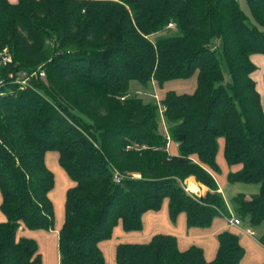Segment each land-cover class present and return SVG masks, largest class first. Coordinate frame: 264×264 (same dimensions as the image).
<instances>
[{
  "label": "trees",
  "instance_id": "16d2710c",
  "mask_svg": "<svg viewBox=\"0 0 264 264\" xmlns=\"http://www.w3.org/2000/svg\"><path fill=\"white\" fill-rule=\"evenodd\" d=\"M246 3L248 15L237 0H0V54L12 60L0 67V264H42L36 242L17 233L54 229L49 152L73 183L60 264H105L99 244L114 228L139 232L143 214L165 201L170 220L184 213L188 228L229 217L214 178L220 140L228 167H239L228 183L258 186L231 199L232 213L250 227L264 224V112L250 60L264 55V0ZM195 73V91L167 92L162 115L139 96L153 82ZM165 132L178 154L168 153ZM186 178L206 194L187 192ZM217 240L209 263L200 248L180 252L165 234L118 245L115 262L239 264L238 237L224 231Z\"/></svg>",
  "mask_w": 264,
  "mask_h": 264
},
{
  "label": "crops",
  "instance_id": "0c3cea01",
  "mask_svg": "<svg viewBox=\"0 0 264 264\" xmlns=\"http://www.w3.org/2000/svg\"><path fill=\"white\" fill-rule=\"evenodd\" d=\"M10 4L14 5L18 0H7ZM103 1H117V0H103ZM251 62L256 67V70L251 74V78L255 83L256 91L260 96V102L262 110L264 112V55L255 54L250 57ZM173 85L168 87L164 83L162 86L157 85L156 94L163 100L166 93L172 91L177 95L192 94L197 85V73L191 78L186 80L173 81ZM219 150L221 153L216 156V162L219 167V173L214 175L215 181L218 186V192L223 196L228 208L231 199L237 194H244L250 197L258 192V187H244L243 191L233 192L232 194L226 193L228 186L227 175L230 172H234L239 167L229 168L224 156H223V141L220 140ZM219 142V143H220ZM169 154H178L177 144L170 142ZM45 164L47 168L54 175V188L49 193V199L53 204L54 210V229L49 231L38 230L29 231L24 226H21L18 230V238L32 239L38 246V251L41 255L42 264H60L59 251H58V232L63 224L64 220V204L65 196L68 189L73 186L72 181L69 179L64 170L58 163V154L54 155L50 152L45 156ZM56 175L63 178V188L61 192L58 190V196L62 202L58 214L56 213L55 204L51 199L53 190L56 187ZM221 178V179H220ZM194 180V179H193ZM196 183V182H195ZM197 187L204 189L201 184H195ZM234 186V185H232ZM249 188V189H248ZM254 188V189H252ZM199 190V188H196ZM251 190V191H246ZM200 191V190H199ZM203 192V191H202ZM230 211V210H229ZM232 213V211H230ZM56 213V215H55ZM4 220V217L0 214V222ZM142 228L139 232L126 233L122 229L121 223H119L112 232V237L108 241L101 242L99 248L105 259V264H116L115 251L116 247L120 244H141L148 242L156 234L171 235L176 238L177 247L180 252L188 250L190 247L200 248L203 252L204 260L209 263L214 260L218 250L217 236L228 231L231 234L238 237V241L244 255L241 258L239 264H263L264 262V245L260 243L259 238L264 233V224L257 228L250 227L248 223L242 222L239 227H230L227 224V217H218L213 220L211 226L206 229L200 228H188L186 222V215L181 213L178 215L175 221H171L168 213V203L165 201L158 211H148L143 214L141 218ZM246 228H251L255 232V237L249 236L245 233Z\"/></svg>",
  "mask_w": 264,
  "mask_h": 264
},
{
  "label": "rangeland",
  "instance_id": "374dc122",
  "mask_svg": "<svg viewBox=\"0 0 264 264\" xmlns=\"http://www.w3.org/2000/svg\"><path fill=\"white\" fill-rule=\"evenodd\" d=\"M237 2H238V4H239V6H240V8L248 15L249 13H248V9H247V3H246V0H237ZM7 65H9V63L7 64ZM7 65H5V66H2V67H6ZM9 75H11V78L13 77V75L12 74H9ZM174 81H176V80H174ZM166 83H168V82H166ZM173 81H170L168 84H166L168 87H170V86H172L173 85ZM153 91H151V92H149L148 94H140L139 96L144 100V101H146V102H148V101H151V100H154V101H156V103H160V97L156 94V89H157V84L155 83V82H153ZM133 89L135 90L136 88L135 87H133ZM159 100V101H158ZM161 128L163 129V131H165L166 129H165V125L163 124V121L161 122ZM166 133V132H165ZM220 142V141H219ZM220 144V147H221V142L219 143ZM221 151H222V149L220 148V151H218V154H220L221 153ZM51 154H54V155H57V153H55V152H50ZM57 177H56V187H55V190H53V193H52V196H51V199L53 200V203L55 204V210H56V213L58 214V209H60V208H62L61 207V205L60 204H62V202L60 201V198H59V196H58V190L61 192V188H63V178H65L64 176L63 177H60L59 175H56ZM221 179V178H220ZM190 182H193L194 184H197V182L195 181V180H193V178H186L185 180H183L182 181V185L185 187V189H186V191L187 192H190V190L188 189V186H189V184H190ZM196 182V183H195ZM232 185H234V186H232ZM201 186H203V185H201ZM258 187V186H252V185H245V184H229L228 183V186H227V188H226V193L227 194H232L233 192H240V191H243L244 189H246V188H244V187ZM204 187V189H206V190H203L202 188H200L199 186H198V188H199V190H200V193H193L192 191L190 192V193H192V194H194V195H196V196H204L205 194H206V192H207V188L205 187V186H203ZM196 188H197V185H196ZM249 189V188H248ZM252 189H254V188H252ZM192 190H194V189H192ZM203 191V192H202ZM246 191H251V190H246ZM223 197V196H222ZM224 199V198H223ZM225 201V200H224ZM226 203V202H225ZM227 205V204H226ZM230 206V208H228V211L230 210V211H233V209H232V205H229ZM227 207H228V205H227ZM56 213H55V215H56Z\"/></svg>",
  "mask_w": 264,
  "mask_h": 264
},
{
  "label": "built area",
  "instance_id": "2783aa9c",
  "mask_svg": "<svg viewBox=\"0 0 264 264\" xmlns=\"http://www.w3.org/2000/svg\"><path fill=\"white\" fill-rule=\"evenodd\" d=\"M169 28H173L172 25H169ZM12 60L10 55L7 53L6 50H4L1 54H0V67L1 66H5L8 63L11 64ZM35 74V72L32 74V76ZM39 77L43 78L44 77V73L42 71H39ZM9 78H11V75H9ZM28 82V78L26 77L25 73H20L19 76L17 77L15 83L18 84L21 89L25 88V86L27 85ZM4 83L0 78V89L3 87ZM159 101V100H158ZM160 103H158L159 106V112L162 115L163 112V107L161 105H159ZM165 138L167 140V151L169 153V144H170V138L169 136L165 133ZM115 181L119 182L120 178L119 176L116 174L115 175ZM191 192V191H190ZM227 224L230 227H239L241 225V220L239 218H237L233 213L230 212V216L227 217ZM245 233L249 236L255 237V232L251 229V228H246Z\"/></svg>",
  "mask_w": 264,
  "mask_h": 264
},
{
  "label": "bare ground",
  "instance_id": "6f19581e",
  "mask_svg": "<svg viewBox=\"0 0 264 264\" xmlns=\"http://www.w3.org/2000/svg\"><path fill=\"white\" fill-rule=\"evenodd\" d=\"M197 188H198V187H197ZM188 189H189L190 191H192L193 193H200V191L196 189V185H195L193 182H190V184H189V186H188ZM192 189H194V190H192Z\"/></svg>",
  "mask_w": 264,
  "mask_h": 264
}]
</instances>
